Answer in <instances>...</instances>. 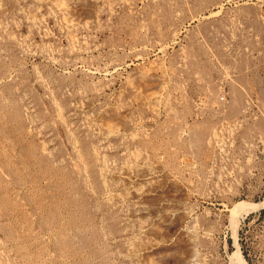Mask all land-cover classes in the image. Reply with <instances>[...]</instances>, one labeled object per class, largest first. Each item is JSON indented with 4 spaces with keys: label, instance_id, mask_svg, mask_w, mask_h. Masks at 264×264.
I'll return each mask as SVG.
<instances>
[{
    "label": "rangeland",
    "instance_id": "rangeland-1",
    "mask_svg": "<svg viewBox=\"0 0 264 264\" xmlns=\"http://www.w3.org/2000/svg\"><path fill=\"white\" fill-rule=\"evenodd\" d=\"M263 200L264 0H0V264H264Z\"/></svg>",
    "mask_w": 264,
    "mask_h": 264
},
{
    "label": "bare ground",
    "instance_id": "bare-ground-1",
    "mask_svg": "<svg viewBox=\"0 0 264 264\" xmlns=\"http://www.w3.org/2000/svg\"><path fill=\"white\" fill-rule=\"evenodd\" d=\"M74 2H75V0H70V4H72V3H74ZM60 11L62 12V14H64V15L66 16V20H67V22H68L69 24H71V25H75L73 19L67 17V14H66V7L61 6V7H60ZM259 206H264V200L261 201V202L257 205V207H259Z\"/></svg>",
    "mask_w": 264,
    "mask_h": 264
}]
</instances>
